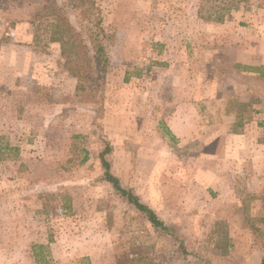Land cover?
Wrapping results in <instances>:
<instances>
[{"label":"rangeland","instance_id":"rangeland-1","mask_svg":"<svg viewBox=\"0 0 264 264\" xmlns=\"http://www.w3.org/2000/svg\"><path fill=\"white\" fill-rule=\"evenodd\" d=\"M60 16L100 34L103 81L72 75L88 64L51 41ZM243 65L264 66V0H0V264H262L244 195L264 78Z\"/></svg>","mask_w":264,"mask_h":264},{"label":"trees","instance_id":"trees-1","mask_svg":"<svg viewBox=\"0 0 264 264\" xmlns=\"http://www.w3.org/2000/svg\"><path fill=\"white\" fill-rule=\"evenodd\" d=\"M59 10H62L61 8ZM49 15H44L42 16V19L44 18H48ZM61 21L63 26L60 28V32L61 34H63L64 32L67 34H71V35H64L61 36L60 38H55L52 37L51 41H59L62 44V47H65L69 44V41H74L76 46L80 49V51L83 53L84 59L87 61V69L86 70H79L75 73H72V75H74L75 77L81 78L83 81H87V77L89 76V74L92 73L91 76L93 77H99L101 81H103L104 79V73H105V69H104V65L108 63V55L105 52V47L103 45H101L100 40H99V33L98 32H94L91 31L89 29V31H86V33L88 35H83V33L76 31L71 25H70V21L69 20H65L63 19L61 16L58 17V21ZM57 19L53 20L52 22H56ZM66 21V23H65ZM221 21V20H220ZM73 33V34H72ZM82 35V36H81ZM68 37V40L65 42V38ZM63 53H65V51H63ZM106 55V57H105ZM95 62L100 65H102L103 67H97L95 65ZM82 66H84L83 63H81ZM97 67L96 70H94V68ZM246 68V67H244ZM247 70L256 72L258 74H260L261 77L264 78V66L261 67H255V68H246ZM90 76V77H91ZM103 77V78H102ZM100 82V81H99ZM99 84H92V83H88L85 84L84 86V90L87 91V87H89V91L90 94L93 96V98H96V96H98L97 94H100V88H99ZM100 98V97H99ZM98 100V99H97ZM94 102H99V101H94ZM109 149H107L108 151ZM105 153L103 152V154H101V160H102V165L103 168L105 170L104 172V179L105 181L109 182L112 184V186H114L115 190H117L119 193H121L128 201L129 204H131L132 206H134L140 213L144 214L145 217H147L148 221L151 223V225L154 227V229L156 230V232H158V234H166L169 229L167 227V225L164 223V221H162L157 214L154 212L153 209H151L147 204L143 203L140 198L135 195L133 192L131 191H127L124 188H122L119 184V180L111 173L110 170V164L109 162L104 158L105 157ZM188 253L187 250H184V254ZM262 264H264V257L262 259Z\"/></svg>","mask_w":264,"mask_h":264},{"label":"crops","instance_id":"crops-1","mask_svg":"<svg viewBox=\"0 0 264 264\" xmlns=\"http://www.w3.org/2000/svg\"><path fill=\"white\" fill-rule=\"evenodd\" d=\"M261 66L243 65L240 68L245 69L246 71H249V72H253V71L247 70L246 68H248V67H250V68H255L256 67L257 68V67H261ZM244 67H246V68H244ZM253 73H256V72H253ZM256 75L259 78H263L258 73H256ZM244 104H246V103H244ZM247 106L250 107V104H248ZM253 109H255V107ZM192 112H193V115L197 114L195 110H193ZM192 112L190 113V115L192 114ZM261 114L263 115V118H264V108H263V111H262L261 107H256V110H253V112H252L253 125H256V128L258 130H260V127H261V121H260L261 119H259ZM189 117H191V116H189ZM248 126L249 125L245 126L244 131H243V133L241 134V137H240V139H242V140L240 141L239 144L243 143V141L245 139H247L248 134H249V130H250L248 128ZM253 129H255V128H253ZM234 137H235V135H234ZM236 137H238V136H236ZM233 147H234V145H232V147L230 149H232ZM239 148L240 149H249L250 147L244 141V143ZM251 148L254 149L253 150V155H252L253 165H252L251 185H250V183H247L248 184L247 187H249V189L246 190V193H245L244 196L248 195L250 197L259 199L257 202L254 201V203L252 204V206L254 207L253 211L254 212H257V211L261 212L262 211L264 213V201L261 200L262 198H264V142H260V137H259L258 140L256 139L254 141V144L251 145ZM238 160L240 161V159H238ZM241 166L242 167L244 166L243 162L241 163ZM231 173H232V175H230L231 179L235 183L239 179L238 178L239 176H245V178H247V179L249 178V174H247V173L245 174L243 169L240 170V171L235 170L234 172H231ZM236 174H239V176L237 175L238 177H236L235 176ZM206 179H208V178H206ZM209 180L211 182H214L215 185L220 184L218 188H217V186H214L213 188H215L216 190H224L225 187L222 186V184H221L223 182L222 180L216 182L217 179L214 178V177L212 179H209ZM228 183H230L229 182V178H228ZM230 188L231 187H229V189Z\"/></svg>","mask_w":264,"mask_h":264}]
</instances>
